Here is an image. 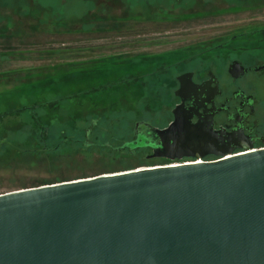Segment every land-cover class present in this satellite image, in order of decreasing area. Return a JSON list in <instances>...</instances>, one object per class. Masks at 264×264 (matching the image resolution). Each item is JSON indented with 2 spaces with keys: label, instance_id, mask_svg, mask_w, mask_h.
Masks as SVG:
<instances>
[{
  "label": "rangeland",
  "instance_id": "obj_1",
  "mask_svg": "<svg viewBox=\"0 0 264 264\" xmlns=\"http://www.w3.org/2000/svg\"><path fill=\"white\" fill-rule=\"evenodd\" d=\"M263 27L264 0H0V194L153 167L64 133L95 121L90 142L118 146L159 106L162 63Z\"/></svg>",
  "mask_w": 264,
  "mask_h": 264
},
{
  "label": "water",
  "instance_id": "obj_2",
  "mask_svg": "<svg viewBox=\"0 0 264 264\" xmlns=\"http://www.w3.org/2000/svg\"><path fill=\"white\" fill-rule=\"evenodd\" d=\"M220 156L0 194V264H264V149Z\"/></svg>",
  "mask_w": 264,
  "mask_h": 264
},
{
  "label": "flooded vegetation",
  "instance_id": "obj_3",
  "mask_svg": "<svg viewBox=\"0 0 264 264\" xmlns=\"http://www.w3.org/2000/svg\"><path fill=\"white\" fill-rule=\"evenodd\" d=\"M227 35H217L214 40ZM244 35L249 36L250 43L215 41L192 45L187 57L171 65L162 63L156 75H167L169 80L161 82V98L156 101L159 106L148 114L139 111L129 137L118 140L119 144L133 142L135 148L130 153L137 155L143 165L153 167L197 160L209 162L221 158L222 153L263 150L264 27L229 39ZM169 73H175V77ZM177 106L186 125L185 141L173 146V140H168V147L162 149L160 139L151 130L167 128L174 120L173 110ZM96 124L92 121L86 131L88 137ZM160 154L182 158L155 156Z\"/></svg>",
  "mask_w": 264,
  "mask_h": 264
},
{
  "label": "trees",
  "instance_id": "obj_4",
  "mask_svg": "<svg viewBox=\"0 0 264 264\" xmlns=\"http://www.w3.org/2000/svg\"><path fill=\"white\" fill-rule=\"evenodd\" d=\"M86 131L83 132L82 135H80V133H78V134H76V136L75 135L71 136V133L70 134L64 133L65 136H64V139L62 140V144H66L67 145L68 143L69 144L82 143V145L81 144L80 145L83 148H93V147L95 148V147H97V148H100V149H109L111 152H114V153H126L127 152L130 155H134V154L130 153V150H132V149H130L129 146L125 145L126 142H124L122 144H118V146H112V145H109V144H106V143H102L99 146L93 145V142L92 143L90 142V138L88 137V134H86ZM95 133H98L97 130H96ZM79 135H80V137H79ZM45 137H46V134L44 133V131L40 132V138H41L42 141L45 139ZM76 139H79V140L82 139V140H80L78 142H75ZM1 144H3V143H1ZM80 145H78V146H80ZM56 148H58V146H56L55 149H53V150L55 151ZM53 150H51V151H53ZM48 152H50V150H48L45 147L40 149V150H37V151L36 150L32 151V153H40V154H43V153L44 154H48Z\"/></svg>",
  "mask_w": 264,
  "mask_h": 264
},
{
  "label": "built area",
  "instance_id": "obj_5",
  "mask_svg": "<svg viewBox=\"0 0 264 264\" xmlns=\"http://www.w3.org/2000/svg\"><path fill=\"white\" fill-rule=\"evenodd\" d=\"M195 163H198V162H200L199 160H197V161H194ZM171 165H177V164H170V165H166V166H171Z\"/></svg>",
  "mask_w": 264,
  "mask_h": 264
}]
</instances>
